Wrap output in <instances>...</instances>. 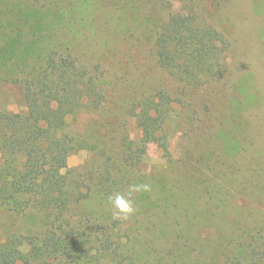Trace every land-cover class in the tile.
<instances>
[{
    "label": "rangeland",
    "instance_id": "obj_1",
    "mask_svg": "<svg viewBox=\"0 0 264 264\" xmlns=\"http://www.w3.org/2000/svg\"><path fill=\"white\" fill-rule=\"evenodd\" d=\"M35 2L0 0V111H26L22 83L44 73L53 50L96 72L106 98L99 109L84 107L67 121L78 142L65 171L69 188L96 186L62 227L90 230L103 239L102 253L81 235L70 244L71 258L49 264H82L84 255L99 264H264V0H101L97 11L84 7L66 26L40 28L31 47L26 36L22 43L16 37L30 26L39 29L36 13L25 11L38 10L42 2ZM176 13L193 15L197 27L228 42L219 60L222 80L189 88L160 67L157 33ZM44 33L50 45L42 49ZM145 106L148 120L158 122L147 142ZM18 161L9 159L10 166ZM112 167L114 193L133 183L151 185L150 192L134 194L137 211L127 221L112 218L113 188L101 185ZM50 225L42 211L2 212L0 237H41ZM106 226L113 237L102 234Z\"/></svg>",
    "mask_w": 264,
    "mask_h": 264
},
{
    "label": "trees",
    "instance_id": "obj_2",
    "mask_svg": "<svg viewBox=\"0 0 264 264\" xmlns=\"http://www.w3.org/2000/svg\"><path fill=\"white\" fill-rule=\"evenodd\" d=\"M34 1L36 4L41 1V7H35L38 9L36 11H25L36 13L32 18L39 23V29L32 30L30 26L29 32H20L16 37L22 43L26 36L30 39L28 44L33 45L31 47L37 45L43 33L40 28L66 26V22L82 16V8L90 11L98 9L101 0H79L75 3L80 10L75 3H70L75 8L59 6L60 2L69 3L68 0H51L53 9L50 0ZM26 5L29 7V0H26ZM41 38L44 41L39 47L45 49L50 45V36L44 33ZM229 49L230 45L219 33L197 27L196 18L183 13L173 14L162 23L155 41V53L160 67L189 88H200L212 81L222 80L224 73L219 60ZM46 67L43 74L42 71L32 73L22 83L26 111H0V155L4 159L3 165L0 164V215L2 212L24 215L27 212L42 211L51 219V225L41 237L16 232L5 240L0 237V264H49L51 259L71 258L70 244L81 235L91 243V250L102 253L103 239L95 237L90 230L82 234L77 227L62 230L64 221L76 216L79 205L90 200L89 193L96 186L92 184L87 192L80 188L79 191H76L77 188L75 191L69 188L65 171L68 157L78 142L70 134L67 121L84 107L97 110L103 106L106 98L102 82L96 72L94 76L88 74L78 66L71 54L59 50L48 54ZM18 68L16 66L14 70ZM160 104L152 101L154 106ZM142 113L144 120L141 124L147 142L153 137L158 122L155 119L148 120L152 116L146 106ZM130 148L129 144L126 145V151ZM16 157L19 159L18 166L13 168L9 159ZM107 163L111 166L113 161L109 159ZM113 171L114 167L108 170L109 179L101 184L106 191L113 188L112 194L117 185ZM78 215L84 213L79 211ZM111 230L110 226H106L104 230L102 228V234L113 237ZM86 253L89 254V251ZM84 256L87 258L84 264H99L98 261H90L88 255Z\"/></svg>",
    "mask_w": 264,
    "mask_h": 264
},
{
    "label": "clouds",
    "instance_id": "obj_3",
    "mask_svg": "<svg viewBox=\"0 0 264 264\" xmlns=\"http://www.w3.org/2000/svg\"><path fill=\"white\" fill-rule=\"evenodd\" d=\"M150 191V184L133 183L128 186L125 192H116L109 196L112 218L117 221L129 220L137 211L133 201L134 194Z\"/></svg>",
    "mask_w": 264,
    "mask_h": 264
}]
</instances>
